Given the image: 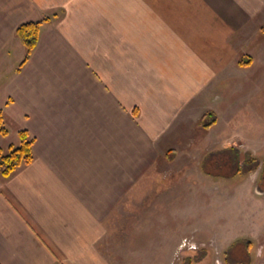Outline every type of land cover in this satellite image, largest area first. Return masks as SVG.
<instances>
[{
  "label": "crops",
  "instance_id": "0c3cea01",
  "mask_svg": "<svg viewBox=\"0 0 264 264\" xmlns=\"http://www.w3.org/2000/svg\"><path fill=\"white\" fill-rule=\"evenodd\" d=\"M43 19L19 67L16 27ZM0 113L3 154L33 139L0 173V264H123L112 244L146 179L209 145L264 148V0H0Z\"/></svg>",
  "mask_w": 264,
  "mask_h": 264
},
{
  "label": "rangeland",
  "instance_id": "374dc122",
  "mask_svg": "<svg viewBox=\"0 0 264 264\" xmlns=\"http://www.w3.org/2000/svg\"><path fill=\"white\" fill-rule=\"evenodd\" d=\"M258 69L254 66L252 71ZM242 119L250 121L246 131L249 139H259L263 129L253 124L247 111H243ZM198 133L199 144L204 137L201 131ZM203 148L196 149L192 162L175 163L169 166L170 174L145 180L143 199L131 198L127 225L117 231L121 242L112 244L114 262L186 264L185 259L191 258L194 264H237L235 252L230 253L228 261L225 252L242 238L250 242L248 264H264V194L256 191L257 186L264 189V148L256 154L259 166L255 172L231 179L201 174L203 160L215 146ZM238 149L242 160L245 149ZM167 187L174 188L173 193L162 195ZM157 197H165L168 202L152 212Z\"/></svg>",
  "mask_w": 264,
  "mask_h": 264
},
{
  "label": "trees",
  "instance_id": "16d2710c",
  "mask_svg": "<svg viewBox=\"0 0 264 264\" xmlns=\"http://www.w3.org/2000/svg\"><path fill=\"white\" fill-rule=\"evenodd\" d=\"M47 19L41 21L24 22L18 25L15 29V36L24 47L25 54L19 67H21L30 57L31 52L35 48L38 37L39 28L41 24L46 22ZM248 64V60L241 59L238 62L240 67ZM211 114H209L210 116ZM212 122L204 124L203 127L209 128ZM0 135L6 136L7 130L4 127V119L0 113ZM19 143L17 146H9L7 153L3 154L0 150V173L3 177H9L19 167L29 164L33 159L32 145L33 139L29 136L26 130H21L18 133ZM240 151L237 148H227L210 153L206 156L202 163V171L208 176L213 178L222 177L224 179H231L236 176H244L253 173L259 166L257 158L253 157L250 153H244L243 159L240 160ZM223 170L229 171L228 174L222 172ZM250 248V242L242 238L233 242L230 248L225 252V260L228 261V256L231 252H235L238 258L235 263L248 264L251 258H247ZM236 250V251H234ZM237 252V253H236ZM235 257V258H236ZM247 258V259H246ZM186 264H194L191 258L185 259Z\"/></svg>",
  "mask_w": 264,
  "mask_h": 264
},
{
  "label": "water",
  "instance_id": "95a60500",
  "mask_svg": "<svg viewBox=\"0 0 264 264\" xmlns=\"http://www.w3.org/2000/svg\"><path fill=\"white\" fill-rule=\"evenodd\" d=\"M256 191H259V187L258 186L256 187Z\"/></svg>",
  "mask_w": 264,
  "mask_h": 264
},
{
  "label": "flooded vegetation",
  "instance_id": "af4514ba",
  "mask_svg": "<svg viewBox=\"0 0 264 264\" xmlns=\"http://www.w3.org/2000/svg\"><path fill=\"white\" fill-rule=\"evenodd\" d=\"M263 190V189H262Z\"/></svg>",
  "mask_w": 264,
  "mask_h": 264
}]
</instances>
